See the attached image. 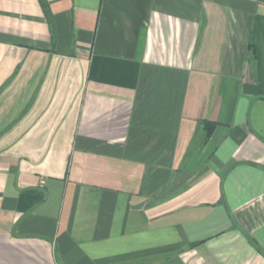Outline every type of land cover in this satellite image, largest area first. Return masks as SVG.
<instances>
[{
	"label": "crops",
	"instance_id": "0c3cea01",
	"mask_svg": "<svg viewBox=\"0 0 264 264\" xmlns=\"http://www.w3.org/2000/svg\"><path fill=\"white\" fill-rule=\"evenodd\" d=\"M0 264H264V0H0Z\"/></svg>",
	"mask_w": 264,
	"mask_h": 264
},
{
	"label": "trees",
	"instance_id": "16d2710c",
	"mask_svg": "<svg viewBox=\"0 0 264 264\" xmlns=\"http://www.w3.org/2000/svg\"><path fill=\"white\" fill-rule=\"evenodd\" d=\"M43 7H44V9H45V11H46V7H45V4L43 3ZM210 125V124H209ZM212 130V126L210 125V129H209V131H211Z\"/></svg>",
	"mask_w": 264,
	"mask_h": 264
}]
</instances>
